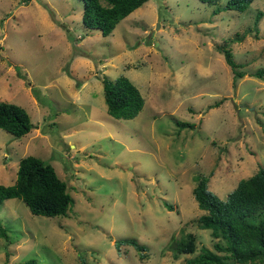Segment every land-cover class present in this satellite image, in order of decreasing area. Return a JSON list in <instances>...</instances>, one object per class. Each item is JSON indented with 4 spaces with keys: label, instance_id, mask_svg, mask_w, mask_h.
I'll return each instance as SVG.
<instances>
[{
    "label": "rangeland",
    "instance_id": "1",
    "mask_svg": "<svg viewBox=\"0 0 264 264\" xmlns=\"http://www.w3.org/2000/svg\"><path fill=\"white\" fill-rule=\"evenodd\" d=\"M226 1L147 0L103 35L85 29L81 0H0V99L33 123L21 136L0 128V184L33 154L74 197L54 216L4 199L0 264H187L213 248L196 175L224 199L264 165V76L254 74L264 68V0L241 11ZM120 74L144 97L132 118L106 110L102 76ZM187 232L195 251L174 255L171 240Z\"/></svg>",
    "mask_w": 264,
    "mask_h": 264
},
{
    "label": "trees",
    "instance_id": "2",
    "mask_svg": "<svg viewBox=\"0 0 264 264\" xmlns=\"http://www.w3.org/2000/svg\"><path fill=\"white\" fill-rule=\"evenodd\" d=\"M81 1L85 29L99 30L107 35L123 17L147 0ZM200 1L215 3L217 0ZM250 1L227 0L224 7L241 11ZM219 9L217 7L215 11ZM220 51H223L233 73L242 76L244 71L238 69L242 63L234 60L231 48L220 47ZM254 74L264 76V68H257ZM102 82L108 114L116 118H132L142 109L144 97L128 76L120 74L110 78L104 75ZM176 122L180 127L193 125L182 120ZM32 126L30 114L22 105L0 99V128L21 136ZM195 180L192 191L199 207L205 210L198 217L199 226L209 228L216 240L213 248L202 246L196 255L186 258L187 264H264V165H259L250 175L239 178L224 199L208 187V176L196 175ZM10 197L21 198L32 213L48 216L66 215L74 202L66 181L58 176L54 166L33 154L20 157L13 183L0 184V203ZM167 205L173 208L172 204ZM0 235L8 238L1 223ZM195 239L193 232H187L171 240L169 246L174 255L190 253L196 249ZM122 241L131 242L139 249L144 247L134 238ZM34 261V258H30L24 263L32 264Z\"/></svg>",
    "mask_w": 264,
    "mask_h": 264
}]
</instances>
